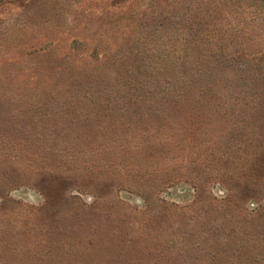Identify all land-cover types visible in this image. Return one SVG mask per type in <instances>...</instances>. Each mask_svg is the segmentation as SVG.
Masks as SVG:
<instances>
[{"label":"rangeland","instance_id":"rangeland-1","mask_svg":"<svg viewBox=\"0 0 264 264\" xmlns=\"http://www.w3.org/2000/svg\"><path fill=\"white\" fill-rule=\"evenodd\" d=\"M0 264H264V0H0Z\"/></svg>","mask_w":264,"mask_h":264}]
</instances>
